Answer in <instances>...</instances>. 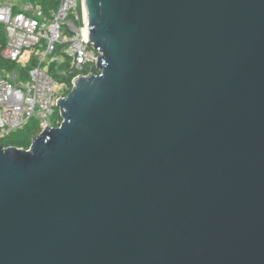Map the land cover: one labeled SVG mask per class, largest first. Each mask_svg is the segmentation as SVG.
Returning a JSON list of instances; mask_svg holds the SVG:
<instances>
[{
  "label": "water",
  "instance_id": "1",
  "mask_svg": "<svg viewBox=\"0 0 264 264\" xmlns=\"http://www.w3.org/2000/svg\"><path fill=\"white\" fill-rule=\"evenodd\" d=\"M97 75L0 144V264H264V0H84Z\"/></svg>",
  "mask_w": 264,
  "mask_h": 264
},
{
  "label": "built area",
  "instance_id": "2",
  "mask_svg": "<svg viewBox=\"0 0 264 264\" xmlns=\"http://www.w3.org/2000/svg\"><path fill=\"white\" fill-rule=\"evenodd\" d=\"M86 28L84 0H58L46 10L31 0H0V57L26 69L24 76L0 70V141L31 123L40 132L52 127L58 101L79 78L93 75L82 73L99 58ZM50 70L74 76L60 82Z\"/></svg>",
  "mask_w": 264,
  "mask_h": 264
},
{
  "label": "trees",
  "instance_id": "3",
  "mask_svg": "<svg viewBox=\"0 0 264 264\" xmlns=\"http://www.w3.org/2000/svg\"><path fill=\"white\" fill-rule=\"evenodd\" d=\"M31 1H35L39 4H41L42 7L44 8V10H46L48 8L55 9L58 6V0H31ZM3 44H4V37L1 34L0 48ZM0 70H5L6 72H12V71L18 70L19 72H21L22 76H24L26 73V69H22L14 63L6 62V61L2 60L1 57H0ZM60 70L61 71L64 70V67L61 68ZM50 71H51L53 77L57 81H60V82L66 81L67 83H69V80L74 76V73L68 74L67 76H62V75L57 74L53 70H50ZM82 73L83 74L91 73V74L97 75L98 71H97L95 66H92V68L90 70H84ZM70 91H71L70 89L67 90L65 93V96H67L70 93ZM61 121L62 120H61V117L59 115V111H58V109H56L55 114L53 116V121L51 122L52 127H56L57 122H61ZM39 132H40V130L38 129V127L34 123H31V124L23 127L22 129L17 130L16 132L10 134L9 136L4 138L3 140H1L0 144L3 148L15 147V148L23 149V150H28L30 145H31L32 140L38 136Z\"/></svg>",
  "mask_w": 264,
  "mask_h": 264
},
{
  "label": "bare ground",
  "instance_id": "4",
  "mask_svg": "<svg viewBox=\"0 0 264 264\" xmlns=\"http://www.w3.org/2000/svg\"><path fill=\"white\" fill-rule=\"evenodd\" d=\"M85 36L88 38V28L85 29Z\"/></svg>",
  "mask_w": 264,
  "mask_h": 264
},
{
  "label": "rangeland",
  "instance_id": "5",
  "mask_svg": "<svg viewBox=\"0 0 264 264\" xmlns=\"http://www.w3.org/2000/svg\"><path fill=\"white\" fill-rule=\"evenodd\" d=\"M16 73H19V71L17 70V71H16ZM50 121H51V122L53 121V117L51 118V120H50ZM39 133H40V132H39Z\"/></svg>",
  "mask_w": 264,
  "mask_h": 264
}]
</instances>
